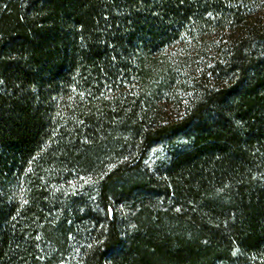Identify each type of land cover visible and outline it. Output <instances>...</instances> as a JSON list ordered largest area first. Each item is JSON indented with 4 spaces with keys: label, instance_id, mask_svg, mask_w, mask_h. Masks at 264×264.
<instances>
[{
    "label": "trees",
    "instance_id": "obj_1",
    "mask_svg": "<svg viewBox=\"0 0 264 264\" xmlns=\"http://www.w3.org/2000/svg\"><path fill=\"white\" fill-rule=\"evenodd\" d=\"M0 264H264V0H0Z\"/></svg>",
    "mask_w": 264,
    "mask_h": 264
},
{
    "label": "rangeland",
    "instance_id": "obj_2",
    "mask_svg": "<svg viewBox=\"0 0 264 264\" xmlns=\"http://www.w3.org/2000/svg\"><path fill=\"white\" fill-rule=\"evenodd\" d=\"M174 51L175 55L183 56V51L181 48L175 49ZM194 62L195 61L192 60L190 65V72H192V75L194 71L192 69L196 67ZM155 105L157 106H152V119L155 118L164 122L168 119V117H173L175 115L174 112H176V107L172 100H158ZM181 144L182 141L178 139H169L156 142L146 158L145 167L151 171H155L157 166L161 165L172 153H174V151L180 148Z\"/></svg>",
    "mask_w": 264,
    "mask_h": 264
}]
</instances>
